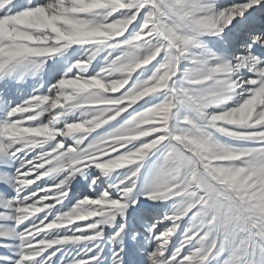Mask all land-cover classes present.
I'll use <instances>...</instances> for the list:
<instances>
[{
	"label": "snow or ice",
	"instance_id": "snow-or-ice-1",
	"mask_svg": "<svg viewBox=\"0 0 264 264\" xmlns=\"http://www.w3.org/2000/svg\"><path fill=\"white\" fill-rule=\"evenodd\" d=\"M0 264H264V0H0Z\"/></svg>",
	"mask_w": 264,
	"mask_h": 264
}]
</instances>
